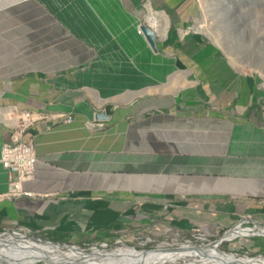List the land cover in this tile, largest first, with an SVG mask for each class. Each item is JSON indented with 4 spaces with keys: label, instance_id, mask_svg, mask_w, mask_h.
Segmentation results:
<instances>
[{
    "label": "crops",
    "instance_id": "crops-1",
    "mask_svg": "<svg viewBox=\"0 0 264 264\" xmlns=\"http://www.w3.org/2000/svg\"><path fill=\"white\" fill-rule=\"evenodd\" d=\"M183 2L0 0V151L17 111L46 115L23 133L29 195L5 196L0 162V230L64 241L264 222V112L247 111L264 90L177 28ZM148 8L166 17L163 37ZM189 62L204 79L181 91Z\"/></svg>",
    "mask_w": 264,
    "mask_h": 264
},
{
    "label": "rangeland",
    "instance_id": "rangeland-1",
    "mask_svg": "<svg viewBox=\"0 0 264 264\" xmlns=\"http://www.w3.org/2000/svg\"><path fill=\"white\" fill-rule=\"evenodd\" d=\"M183 5V25L182 27L177 26V28H182L185 32L188 31L190 35L199 36L210 48L221 54L236 72L255 78L258 89L264 90V0H184ZM157 13L164 18L160 21L162 20L165 23L166 31L167 19L163 13ZM171 26L176 27L173 24ZM158 33L162 37L165 34V32L162 34V31ZM193 66V62H189L188 69L184 70L188 81L186 85L191 86L181 91L194 89V85L201 79V73H196ZM203 79L202 76L201 80ZM257 110L264 112V102H260L257 108L249 106L247 109L250 112H256ZM251 220L259 223L260 226L256 228L257 231H264L262 226L264 222L261 219ZM241 226L243 227L238 228L240 234L238 232L234 235H225L223 237L227 240L220 243L217 239L221 237L226 229L210 233L207 231L196 232L193 229L183 231L169 227L157 230L139 228L128 232L117 231L106 237L107 239H94L79 235L78 238L65 239L64 241L85 249L94 247L96 250L99 248L113 251L118 247H132L136 251L148 250L147 252L176 250L182 243H188L192 249H196L199 246L206 247L209 243L218 241L217 248L219 251L233 254L236 257L247 256L253 258L258 254L264 255V250L255 246V242H259L256 238L260 236H243L247 235L246 233L249 230L247 227L250 225L243 223ZM5 230L33 235L42 241L47 240L46 235L42 232L21 231L10 228ZM5 230H0V233ZM235 230L233 229L231 232ZM9 233L0 235V249L5 247L7 251L9 250L7 247L10 244L3 245L6 244L3 243V238ZM13 245L15 248L17 246L20 250H25L24 247H20L18 244ZM184 254L179 255L174 263L164 264H200V258L204 261L207 260L206 262H212L215 259L199 252L192 256ZM86 255L84 252L82 254L78 253L76 258H86ZM93 260L97 264L104 263V261L96 258Z\"/></svg>",
    "mask_w": 264,
    "mask_h": 264
},
{
    "label": "bare ground",
    "instance_id": "bare-ground-1",
    "mask_svg": "<svg viewBox=\"0 0 264 264\" xmlns=\"http://www.w3.org/2000/svg\"><path fill=\"white\" fill-rule=\"evenodd\" d=\"M159 18L164 19L160 14H158L157 12L148 8L147 19L149 21H151L152 24H154L156 26V30L158 32L162 31V34H164L165 28H166L165 23L162 20L160 21ZM32 114L33 115H40V114H35V113H32ZM8 116H9V113H8L7 117ZM9 118L11 119V117H9ZM258 226H260V225L257 224L256 227H258ZM239 227L240 226H235L233 228V229H236L234 232H231L233 230L232 229L231 231L227 232L225 235H228V234L234 235L238 232L240 234V231H238ZM247 228L249 229L248 233L261 232V231H257L256 228H250V227H247ZM248 233H246V234H248ZM263 233H264V231H263ZM200 238L202 239V236ZM3 243H6L3 245L18 244V246L25 248V250L21 248L22 250H18V251L24 250L25 252L31 253V255H34L35 257H38L42 253L51 254V253L61 252V253H64L65 255H68L70 259H74L77 257L76 254H78V253L82 254L81 251L79 252L77 250H72V249H70V250L65 249V248L63 249L61 246H55V245L47 244V243L42 242V241L31 240L28 237H25L24 235H21L18 233L7 234L3 238ZM217 244H218V241H215V242L209 243L205 247L206 253L209 255L208 257H211V258L213 257L215 259L212 262H206L207 260L204 261V260H202V258H200L199 259V261H201L200 264H225V262H224V260H222V258L225 259L226 261L227 260H235V261L240 260L241 262H244L246 264H264V256H256L253 258H249L247 256L236 257L233 254L219 251V249L217 248ZM16 248H17V246H16ZM200 248H204V246L200 247ZM92 250L94 253L97 251L94 247L92 248ZM0 252L4 253V254L10 253L9 251L6 250L5 247L0 249ZM113 252L120 255L122 257V259H121L120 263L114 262L112 264H164V263H174L175 260H177L176 258L179 255H182L185 253L184 255L187 254V255L192 256V255L197 253L196 249H192V247H190V245L188 243H182V244H180L179 248H177L176 250H170V251H166V250L150 251V252H146L145 254H142L141 251H139V250L136 251L132 247H130V248L118 247L117 249L113 250ZM207 254H205V255H207ZM87 256H88V254L85 257H87ZM29 257H31V256L30 255L22 256L21 253H18V254L14 255V258L12 259V261L14 263H17V264H28V262L31 260Z\"/></svg>",
    "mask_w": 264,
    "mask_h": 264
},
{
    "label": "water",
    "instance_id": "water-1",
    "mask_svg": "<svg viewBox=\"0 0 264 264\" xmlns=\"http://www.w3.org/2000/svg\"><path fill=\"white\" fill-rule=\"evenodd\" d=\"M144 36L145 40L147 41L148 45L151 47V49L156 50L155 47V42H154V31L148 27L147 25H140L139 29H138ZM97 118H104L105 115L102 113H99L96 115ZM243 223H247L248 227L250 228H258L256 227L257 224H259L258 222L251 220L249 218L243 217V219H241L240 221H238L237 223H235L234 225H232L231 227L227 228L226 230H224V232L222 233L221 237L218 238L217 240L220 242L227 240L225 237H223L227 232L231 231L235 226H241ZM264 226V225H262ZM18 233L21 235H24L25 237H28L31 240H36V241H42L40 240V238L35 237L33 235H26L24 233H20V232H15V231H3L0 233V235L2 234H6V233ZM243 236H260V237H264V233L263 232H251L247 235H243ZM45 242L47 244H51V245H55V246H61L63 249H72V250H77V251H81L84 252L85 254H88V256L86 258H74V259H70L68 255H65L64 253H51V254H44L42 253L41 255H39L38 257H35L34 255H31V253L29 252H25L23 251H18L20 250V248H15V246L12 244L9 245L8 247V251L10 253H1L0 252V264H17L14 263L12 261V259L14 258L15 254L21 253L22 256H26V255H30L31 257H29L31 260L28 262V264H97L94 262V258L98 259V260H102L104 261L103 264H112L114 262L116 263H120L122 257L120 255H118L117 253L111 251V250H106V249H99L94 253L92 248H80L79 246L75 245V244H70L68 242L65 241H60V240H52L50 238L47 237V240L42 241ZM18 250H15V249ZM141 251L142 254H145L148 250H139ZM196 251L199 253H206V248H196ZM208 255V254H207ZM257 256H264L261 254H258ZM10 259V260H9ZM222 260H224L225 264H246L244 262H241L240 260H225L222 258Z\"/></svg>",
    "mask_w": 264,
    "mask_h": 264
},
{
    "label": "built area",
    "instance_id": "built-area-1",
    "mask_svg": "<svg viewBox=\"0 0 264 264\" xmlns=\"http://www.w3.org/2000/svg\"><path fill=\"white\" fill-rule=\"evenodd\" d=\"M45 117L46 115L42 111H40V115H33L32 110L22 109L16 112L15 121L10 124L11 129L6 133L0 151V162L12 176L9 180L6 197L30 194L22 190L21 184L32 178L36 155L33 142L24 140L23 133L30 124ZM193 231L201 232L197 229H193Z\"/></svg>",
    "mask_w": 264,
    "mask_h": 264
},
{
    "label": "trees",
    "instance_id": "trees-1",
    "mask_svg": "<svg viewBox=\"0 0 264 264\" xmlns=\"http://www.w3.org/2000/svg\"><path fill=\"white\" fill-rule=\"evenodd\" d=\"M47 237H49L50 239H58L57 237H56V233H47ZM256 239H258L259 240V242H255L256 244H255V246L257 247V248H259V249H262V250H264V237H258V238H256Z\"/></svg>",
    "mask_w": 264,
    "mask_h": 264
}]
</instances>
